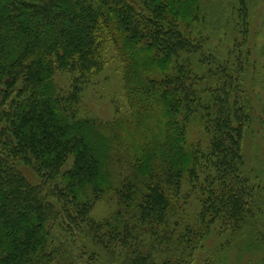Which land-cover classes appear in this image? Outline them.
<instances>
[{"label":"trees","instance_id":"obj_1","mask_svg":"<svg viewBox=\"0 0 264 264\" xmlns=\"http://www.w3.org/2000/svg\"><path fill=\"white\" fill-rule=\"evenodd\" d=\"M196 1L0 0V264H194L213 228L241 234L259 211L242 170L255 0H238L243 38L222 64L188 27ZM105 38L130 61L133 116L100 126L81 93L108 64ZM59 71L77 75L69 90Z\"/></svg>","mask_w":264,"mask_h":264},{"label":"rangeland","instance_id":"obj_2","mask_svg":"<svg viewBox=\"0 0 264 264\" xmlns=\"http://www.w3.org/2000/svg\"><path fill=\"white\" fill-rule=\"evenodd\" d=\"M198 3L195 18L197 21L188 26L195 34L203 37L199 42L204 43L203 55L206 60L216 63H226L223 56L227 47H234L235 42L242 40V35L237 27V14L235 8L238 0H203ZM202 4V5H201ZM197 5V6H198ZM195 6V1L193 2ZM206 11L203 9V7ZM251 36L245 47L251 49V61L246 72V92L251 100L252 120L244 138L242 166L243 174L249 178L251 186L256 190L259 211L248 221L245 229L232 231L226 229L222 232L219 225L213 228L208 237L200 243L199 248L194 251V264H263L264 258V0H255L251 5ZM225 14H230L227 25L218 32L215 25ZM238 30V31H237ZM198 31V32H197ZM223 32V33H222ZM208 36V37H207ZM244 36V35H243ZM108 64L103 72L96 75L90 83L86 84L81 93V113L85 118L95 120L100 126L105 123H112L124 117L133 116V108L130 102L127 84L125 85L124 71L130 65L128 57L121 51L120 43H113L107 39ZM205 39V40H204ZM110 40V41H108ZM236 40V41H235ZM244 47V48H245ZM214 52L219 58H210ZM186 56L178 60L185 61ZM195 62L200 60L196 56ZM204 59V60H205ZM234 59L229 63V72L233 73ZM123 68V69H122ZM73 73L59 71L55 79L59 87L69 90L72 86ZM86 131L94 135L95 129L82 125ZM200 132V129L193 127V132ZM72 159L68 165H71ZM24 173L33 181L38 178L28 167L23 168ZM190 196V195H187ZM186 206V213L194 220L199 211V203L195 195L190 196ZM114 203L108 197L97 202L93 215L96 219L108 217L114 210Z\"/></svg>","mask_w":264,"mask_h":264}]
</instances>
